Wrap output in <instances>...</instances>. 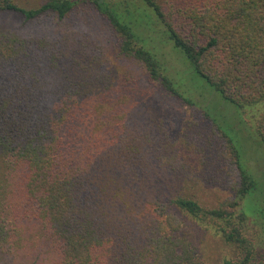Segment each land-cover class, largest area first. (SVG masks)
<instances>
[{
    "label": "trees",
    "instance_id": "obj_1",
    "mask_svg": "<svg viewBox=\"0 0 264 264\" xmlns=\"http://www.w3.org/2000/svg\"><path fill=\"white\" fill-rule=\"evenodd\" d=\"M82 6L105 18L116 58L138 69L117 80L98 66L103 53L76 56L70 34L0 27V263L30 241L16 264H209L193 220L234 248L224 264H264L241 210L255 180L222 128L176 88L157 42L145 45L147 25L131 19L149 12L205 82L256 114L264 146V0H0V14L32 24ZM147 86L211 125L176 123ZM191 183L232 196L209 205L184 192ZM172 185L183 192L166 193Z\"/></svg>",
    "mask_w": 264,
    "mask_h": 264
},
{
    "label": "rangeland",
    "instance_id": "obj_2",
    "mask_svg": "<svg viewBox=\"0 0 264 264\" xmlns=\"http://www.w3.org/2000/svg\"><path fill=\"white\" fill-rule=\"evenodd\" d=\"M20 1L22 4L29 6V4L36 3L38 0ZM142 11L132 12L131 19L137 21V25L143 23L147 25L146 34L148 35H146L145 45L153 46L157 42L160 46L157 48L158 52H163L162 54L167 57V59L165 58L166 61L172 64V75H169L174 79L176 88L185 96L196 100L197 105L206 111L222 128L239 151L241 167L255 180L256 188L243 200L241 210L248 218L249 234L256 238L259 252L264 255V146L257 132L258 116L251 114L247 109L238 108L224 100L212 86L193 70L186 56L180 50L174 48L173 44H168L164 34L157 30L155 20L149 12ZM0 27L17 30L27 35L32 33L56 37L70 34L72 36L73 53L76 56H79L84 50L95 53L93 58L103 53L102 60L97 62L98 66L104 69L107 68V71L118 77L117 80L126 76L131 77L138 69L136 62L116 58L114 51L111 49L115 43V34L105 18L95 14L92 7L85 8L82 6L81 9L77 8L69 18L62 20L54 16H48L32 24L25 23L21 16L0 14ZM149 32H152L150 38ZM76 49L77 51H75ZM147 88L150 95L149 101L151 99L155 100L151 95L156 94V101L153 102L157 104L159 111L167 115L173 113L176 123L182 125L186 121L184 120L185 116L186 119L191 117L194 122H199L198 128L200 129L211 125L208 120L202 117L199 110L195 109L196 112H194L183 104H177V102L178 109H175L173 99L163 97L160 92H153L150 86H147ZM105 107L110 108V105L108 104ZM189 132L192 133L191 130ZM233 179L239 181V177ZM191 184L185 185L184 192L198 197L209 205H217L220 200L232 196L224 188ZM177 188L183 192L180 186L172 185V189L166 193H170ZM204 226L193 220L188 223V228L195 243L207 257L209 264H224L226 260H231L234 257V248L225 242L211 226ZM33 237H36V235ZM33 237L31 236L29 240H32ZM29 242L26 243L27 249L22 248L17 253V257L14 258L15 261H7V264L25 262L28 259L27 251L29 252L33 247ZM37 250V252L42 250V244L37 247Z\"/></svg>",
    "mask_w": 264,
    "mask_h": 264
}]
</instances>
